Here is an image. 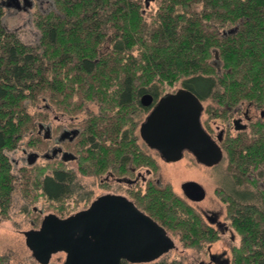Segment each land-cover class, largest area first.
<instances>
[{
    "label": "trees",
    "instance_id": "16d2710c",
    "mask_svg": "<svg viewBox=\"0 0 264 264\" xmlns=\"http://www.w3.org/2000/svg\"><path fill=\"white\" fill-rule=\"evenodd\" d=\"M155 1L147 10L145 0H54L51 9L34 15L40 31L36 46L6 28L0 7V151L18 133L16 112L41 97L69 112L89 101L99 104L89 130L100 145L90 158L99 164L118 161L121 148L135 154L139 147L133 141L117 144L123 126H136L132 111L139 97L157 98L180 80L212 103L264 105V0ZM258 126L225 141L232 147L238 186L254 190L253 196L222 194L240 236L239 244L231 245L232 264H264V185L248 176L264 166V126ZM0 169L2 186L8 171L1 152ZM63 179L47 178V191L65 194ZM153 200L155 216L185 246L201 248L219 239L183 200L171 195Z\"/></svg>",
    "mask_w": 264,
    "mask_h": 264
},
{
    "label": "flooded vegetation",
    "instance_id": "af4514ba",
    "mask_svg": "<svg viewBox=\"0 0 264 264\" xmlns=\"http://www.w3.org/2000/svg\"><path fill=\"white\" fill-rule=\"evenodd\" d=\"M26 1L29 2V5H25ZM52 1L0 0V7L10 16L29 14L32 9L36 8L31 13V15H35L36 10L45 11L41 9L44 3L51 4ZM16 3L20 8L15 7ZM152 96L153 102L150 105L142 103L143 95L139 97L137 107L132 111L136 126L134 129L123 126L120 132V142L117 144L122 146L128 139L129 142L133 141L139 149L135 147L136 152L133 154L132 151L130 152V148L127 150L121 148L118 150L120 152L118 161L106 159L101 164L90 158L100 145L96 143L97 138L89 132L91 124L96 120L93 117L100 114V106L98 112H92L86 108V114L82 119L77 117L79 111L69 112L61 106H57V111L47 107V110L16 112V119L13 122L18 124V133L13 136V143L2 145L0 151L7 163L8 171L6 177L8 182L2 185L5 190L0 189V226H5L3 220H11L14 215H23L20 220L16 218L14 223L11 222L10 226H27L28 223V226H31L28 230L39 229L46 215L72 214L84 210L97 197L107 194L127 198L161 226H170L159 220L160 215L155 216L157 212L153 210V199L158 195L162 198L171 195V197L174 196L191 205L203 222V226L212 227L218 232L219 237L229 230H233L232 226L234 225L229 216L228 202L223 200L222 194L237 196L239 191L246 190L238 189V181L235 176L236 167L229 158V151L232 147L227 148L225 141L229 137L235 138L244 132H250L254 124L264 126V117L261 116L264 105L242 102L230 106L223 105L218 101L212 103L213 100L211 99V101L210 98H200L203 104L201 115L203 127L221 147L223 153V157L218 163L207 165L199 162L195 155L187 149L183 150L182 158L167 161L159 150L151 147L144 140L141 135V124L162 95L157 98ZM205 101L210 102L205 106ZM89 103L97 102L89 101ZM210 105H213L211 107L214 115L213 122H210L207 117L202 119L203 116L210 114ZM143 111L146 112V115L142 120L141 113ZM142 159H144L143 163ZM186 159L187 161L183 162ZM180 162L184 164L189 162L200 168H216L218 170L221 179H216L217 185L214 188V194L215 198L224 205L223 207L213 209L195 206V204L203 202L207 194L203 183L197 178H184L175 183L169 177L163 176L164 166L171 167ZM261 167L254 168L248 173L251 180L258 182V187H261L262 184L253 175V171L261 170ZM175 171H179V168H175ZM61 175L64 177L63 184L67 192L58 196L51 195L46 189V180L47 178L55 179ZM81 178L90 179L98 185L86 188L82 185ZM228 180L230 185H228ZM188 181H195L203 187L205 195L203 199H195L198 188L197 194L195 191L185 188L184 184ZM2 186L0 185V188ZM95 187L102 193L92 198ZM151 194L156 195L151 199ZM75 205L81 206L77 210H72L71 207ZM25 231L27 230H22V233L24 234ZM234 238L235 236L232 234L230 239L232 244L236 242ZM213 243H207L206 248L205 246L191 247L200 252L205 248L204 255L208 257L207 261L202 260L199 264H232L231 246L230 253L226 250L214 252L211 249ZM176 247L175 245L174 248ZM124 262L128 261L123 260L122 264ZM0 264H9L8 253H0Z\"/></svg>",
    "mask_w": 264,
    "mask_h": 264
},
{
    "label": "water",
    "instance_id": "95a60500",
    "mask_svg": "<svg viewBox=\"0 0 264 264\" xmlns=\"http://www.w3.org/2000/svg\"><path fill=\"white\" fill-rule=\"evenodd\" d=\"M15 7L20 8L17 3ZM152 102L150 93L143 95L144 105ZM202 111V101L190 89L180 87L167 92L141 124V135L167 161L182 158L187 149L199 162L213 165L222 159L223 153L204 129ZM261 116L264 117V109ZM184 185L195 192L198 188L195 199L205 196L199 183L188 181ZM24 234L27 247L40 264H49L58 252L66 253L62 264L151 262L176 245L164 226L127 198L110 194L97 197L88 208L66 217L46 215L39 229Z\"/></svg>",
    "mask_w": 264,
    "mask_h": 264
},
{
    "label": "rangeland",
    "instance_id": "374dc122",
    "mask_svg": "<svg viewBox=\"0 0 264 264\" xmlns=\"http://www.w3.org/2000/svg\"><path fill=\"white\" fill-rule=\"evenodd\" d=\"M146 1V0H145ZM54 5V0L50 3L46 2L42 6V10L47 11L48 9H51ZM147 10H153L157 6V1L155 0H149L146 2ZM150 8V9H149ZM36 9V8H35ZM35 9H32L30 12L32 13L35 11ZM37 11V10H36ZM40 11V9L38 10ZM37 11V12H38ZM6 12V11H5ZM31 13H25L22 15H15L10 16L6 13L3 16L4 25L6 28L10 30H14L19 35L20 39L28 44H32L34 46L38 45V38L40 35V31L36 24L34 23V15H31ZM229 27H225L227 29ZM183 80H180L177 82L173 87H165L164 91L171 92L174 90H177L178 88L182 87ZM162 90V87L160 88ZM210 101H205V106L209 104ZM53 102L50 99H45L43 97L40 98L35 103L28 102L27 103V109L30 111H37V110H47L49 107L50 110L57 111V107L52 104ZM86 108L90 111L98 112L99 111V105L97 103H85L84 108L79 111V116L77 115L78 119H82L86 114ZM146 115V112L141 113V119L143 120ZM208 118L210 122H213V118L210 117V114H207V116H203L202 119ZM190 159V158H189ZM187 161L184 160L183 162ZM183 162L178 163L175 166H164L163 168V176L169 177L173 180V182L177 183L183 180L184 178L189 177H195L198 180H200L204 187L207 190L206 198L203 202H200L199 204H195L196 207H204V208H215L219 209L223 207L220 203V201L215 198L214 194V188L216 187V179H221V176H219L218 170L215 169H208V168H200L197 165H192V163L187 162L184 164ZM175 168H179V171H175ZM261 170H254L253 175L259 180L260 184L264 185V166L260 168ZM81 183L86 188H90V186H96L98 185L96 182H92V180L87 178H81ZM166 180V179H164ZM228 185H230V181L228 180ZM247 188V189H246ZM239 190H246L249 191V194L253 196V188L250 185H247L245 187H239ZM102 191L95 187L94 189V195L92 198L96 197L97 195H100ZM81 205L77 207V205L71 207L72 210H77L80 208ZM70 215L69 213H63L58 216L60 217H66ZM23 215H14L13 219L11 220H3L5 226H0V253H8L9 254V264H39L31 254V251L27 247L25 243V236L22 233V230H28L31 226H10L11 222H15V219L17 218L20 220ZM32 218V216H30ZM9 224V226H7ZM172 238L175 240L176 248H173L169 252L165 253L158 259L151 261V262H140V263H132V262H124L123 264H158L162 261H168L171 262L173 260H179L183 264H199L200 261L205 260L207 261V258L204 255L205 248L203 250L197 251L194 248L185 246L182 241L180 240L179 234L171 233ZM235 236V243L239 244L240 236L236 231H233L232 229L229 230V232L225 233L221 237H219L218 240H216L212 244V251L214 252H223L226 250L228 253H230V246H231V235ZM66 253L64 252H58L55 253L49 264H62L65 261Z\"/></svg>",
    "mask_w": 264,
    "mask_h": 264
}]
</instances>
